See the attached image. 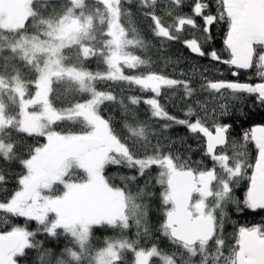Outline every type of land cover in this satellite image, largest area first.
<instances>
[{"label":"trees","instance_id":"16d2710c","mask_svg":"<svg viewBox=\"0 0 264 264\" xmlns=\"http://www.w3.org/2000/svg\"><path fill=\"white\" fill-rule=\"evenodd\" d=\"M117 1V9L122 13L121 24L133 41L128 47L131 60L119 65L121 76L94 77L89 86L101 95L97 115L104 134L118 142L104 145L114 158L103 170L104 180L110 187L127 194L136 209L130 208V218L124 227L92 226L87 243L81 246L61 225L50 226L62 222L59 215L49 212L46 219L40 220L9 206L22 189L26 163L47 140L46 133L9 126L0 133L2 142L10 145L0 147V235L17 232L26 242L12 253L16 264H95V252L118 241L135 249L152 248L170 258V264H235L240 231L257 229L264 235V205L253 210L247 203L261 150L252 139L251 131L254 127L264 129V105L257 103L254 94L222 86L220 82L236 88L244 83L263 84L264 78L257 71L264 72V43L253 41L245 62L249 67L237 68L231 63L232 50L224 44L230 18L223 0ZM31 8V16L15 34L0 37V74L7 78L15 74L23 77L30 95L34 91L31 80L36 72L35 64L27 65V59L19 53L12 54L9 46L3 48V43L24 38L51 41L47 33L43 34L45 38L41 34L48 30L46 24L50 20L65 13L77 14L83 21L91 19L90 36L88 33L78 43L92 49L89 56H80L75 47L63 49V64L96 76L109 71L105 57L111 47L107 44L111 30L105 27L106 19L110 18L108 8H103L101 15V5L91 0H83L73 7L71 0H35ZM193 39L203 50L217 51L221 61L192 54L185 45ZM18 54L25 61L18 59ZM224 59L229 63H224ZM233 72L239 74L234 76ZM148 77L155 79L153 86L141 84ZM214 82L216 89L211 87ZM90 88L76 83L69 85L63 78L53 79L51 105L60 112L70 109L92 97ZM190 108L195 112L191 119L200 118L196 134L189 133L179 123L189 119L185 113ZM225 124L231 125L225 131L226 144L208 155L204 133L215 127L223 128ZM90 128L80 116L62 117L51 124L50 131L85 133ZM164 162L196 173L192 200L197 198L200 178L206 179L203 212L215 219L216 228L209 241L194 245L192 256L190 248L172 240L164 227L165 213L171 209L161 180ZM63 178L82 182L86 180V173L74 165ZM63 189L56 182L50 194L59 195ZM132 248L124 247L113 264H135ZM148 264L160 262L152 257Z\"/></svg>","mask_w":264,"mask_h":264},{"label":"rangeland","instance_id":"374dc122","mask_svg":"<svg viewBox=\"0 0 264 264\" xmlns=\"http://www.w3.org/2000/svg\"><path fill=\"white\" fill-rule=\"evenodd\" d=\"M35 0H0V37L6 38L8 33L15 34L19 27L31 16V5ZM72 7L82 4L83 0H71ZM92 2L101 5L100 13L102 15L103 8H108V15L110 18L106 19L105 27L111 30V36L107 44L111 47L107 50L106 60L109 64V71L107 73L93 75L87 71L75 67L65 66L63 64L62 52L63 49H71L75 47L80 56H89L91 46L82 45L78 43L79 40L88 36L92 22L90 18H82L73 13L64 14L60 17L50 20L46 27L47 31L42 32L41 37L47 33V38L51 41H42V39H19L14 42L3 43L9 46L12 54L19 53L29 64H35V74L31 80V85L34 91L29 95L27 90L26 80L20 78L18 75L7 76L0 74V133L1 130L9 126H18L27 131L34 133H46L47 140L44 146H38L29 162L26 163L27 171L26 177L23 180L22 189L16 194L15 198L9 203V206H15L17 210L27 215L34 216L40 220L47 218L49 212H53L62 218V222L52 223V228L61 225L65 232L73 237L81 246H84L88 241L89 232L94 225L120 226L127 225L130 218V208L136 209L135 203L131 198L120 191L119 189L110 187L106 184L103 177V170L105 166L114 161L113 155L104 146L98 149L87 148L85 153L75 159L67 160L63 166L55 172L50 179L44 181L40 187L33 194L30 202L20 203L18 197L24 190L27 181L35 174L41 171L42 161L48 151L54 145L67 142L70 139L79 136H97L101 137L105 143L118 142L104 134V126L97 115L98 103L101 95L90 88V81L94 77H116L121 76L119 65L127 63L131 60V55L128 54L129 45L133 41L128 38V30L124 28L120 21L122 14L118 9L117 0H91ZM153 1V0H149ZM223 4L224 0H223ZM227 10V9H226ZM102 20V19H101ZM105 30V33L108 32ZM235 27H229V42L234 47V33ZM6 33V35H4ZM91 33H89L90 36ZM45 38V37H44ZM252 43V42H251ZM80 44V46H78ZM106 44V45H107ZM1 45V44H0ZM2 47L0 46V49ZM8 48V47H7ZM251 50V48H250ZM233 60L238 64L245 62L239 61L236 55ZM18 59L24 60L22 57ZM25 61V60H24ZM63 78L66 82L76 83L77 85H84L90 88L92 94L88 100L76 104L70 109L60 112L54 108L50 102V93L52 89L53 79ZM143 85L153 86L155 79L152 77L144 78L140 81ZM80 116L85 123L90 125V129L85 133H65L57 134L50 131L51 124L62 117L75 118ZM258 136V137H257ZM251 137L261 148H264V129L263 127H254L251 131ZM263 138V139H260ZM7 145L2 142L0 138V147ZM120 146V145H119ZM55 147V146H54ZM260 150V151H261ZM82 168L86 173V180L82 182L65 180L64 174L72 166ZM162 172V182L165 184V179L173 169L169 162H164ZM204 177L200 178L197 198L193 200L190 208L193 214L197 215L203 213L204 206L202 197L207 193V189L203 188ZM59 182L64 189L59 195L52 196L50 190L54 183ZM252 186V184H251ZM247 193L248 205L259 203L254 193V188L251 187ZM167 198V189L164 191ZM169 201V200H168ZM255 232V231H254ZM256 233V232H255ZM26 242L21 241L18 250ZM84 244V245H83ZM199 244V243H198ZM124 247L132 248V245L126 242L118 241L111 242L103 249L95 252V264H113L121 256V251ZM190 256L195 250L194 246L189 247ZM132 249H135L134 247ZM154 257L160 264H170L171 259L165 255L160 254L154 249L140 250L135 249V264H148L151 258ZM12 264H16L12 258Z\"/></svg>","mask_w":264,"mask_h":264},{"label":"water","instance_id":"95a60500","mask_svg":"<svg viewBox=\"0 0 264 264\" xmlns=\"http://www.w3.org/2000/svg\"><path fill=\"white\" fill-rule=\"evenodd\" d=\"M227 6L237 25L234 34L241 41V46L237 45L236 39L234 42L237 58L247 62L251 41L264 43V0H227ZM225 144L226 134L221 127L204 133V147L208 155H213L217 148ZM104 145L105 141L101 137L79 135L51 148L42 161L41 171L27 181L18 202H30L40 185L50 179L67 160L80 157L86 148L98 149ZM259 165L264 169V152ZM196 177L193 170L173 168L165 179L171 209L165 213L164 227L172 240L188 247L209 241L215 232L213 217L203 213L194 215L189 208ZM256 185L258 194L264 196V172L257 175ZM21 241L17 232L0 235V264H12L11 254L19 249ZM260 249L264 252V246Z\"/></svg>","mask_w":264,"mask_h":264},{"label":"snow or ice","instance_id":"6c2138e0","mask_svg":"<svg viewBox=\"0 0 264 264\" xmlns=\"http://www.w3.org/2000/svg\"><path fill=\"white\" fill-rule=\"evenodd\" d=\"M204 7L206 8L207 6L205 5ZM197 15H199V13H197ZM221 19H223V17H221ZM189 23H191V21H189ZM209 32H210V27L207 28V33H209ZM224 44H225L227 49H231L232 50L231 54L235 55L234 47H233L232 44H230L229 38L225 39ZM185 46L190 50V52L192 54H196V55H198L200 57L207 56L209 59H211L213 61H217V62L221 61V59H222L221 55L215 50H211L210 52L203 50V47L201 45H199L197 43V40H195V39H193L191 42L187 41ZM223 62L226 63V64L229 63V61L225 60V59L223 60ZM231 63L233 65H235L237 68H239V67H244V68L249 67V65L247 63L238 64L235 60H232ZM238 74H239L238 72H233L234 76H237ZM257 75L260 78H264V72H261L259 69L257 71ZM220 83H221L222 86L234 87V90L243 91V92H245L246 94H249V95H253L254 94L256 96L257 103H259L260 105H264V85L249 86L247 83H244V84H240L238 86V88H236L235 86L226 84L225 82H220ZM211 87H212V89H216L217 88V83H215V82L212 83ZM220 107H221V109H223L224 105H220ZM185 115L187 117H189V119L188 120L179 121L180 125L186 127V129L188 130L189 133L196 134L199 131L200 118L196 117L194 120L191 119L192 117H195V112L191 108L185 113ZM230 127H231L230 124H225V125H223L222 130L226 131ZM217 131H220V129H218ZM253 210H255V206L253 207Z\"/></svg>","mask_w":264,"mask_h":264},{"label":"flooded vegetation","instance_id":"af4514ba","mask_svg":"<svg viewBox=\"0 0 264 264\" xmlns=\"http://www.w3.org/2000/svg\"><path fill=\"white\" fill-rule=\"evenodd\" d=\"M224 3L226 6V9H227V12H228V16L230 18V23H229L228 27H237V25L235 24V19L229 13V8L227 6V0H224ZM234 38L236 39V42H238L237 45H240L241 41L238 39V37L236 35H234ZM252 131H253V129H252ZM260 139H263V138H260ZM257 141H258V138H257ZM263 152H264V148H262V150L260 151V155H259V158L257 160L256 166H255V169L253 172V177L251 180V183H252L251 187H253V188H254V185L256 182L257 175L262 170H264V169H262V166L259 165V162H260V159H261ZM192 203H193V200L191 201L190 205H192ZM262 205H264V204H262ZM248 206L250 208H253L255 206V208H256V207L261 206V205H254V206L248 205ZM189 208H190V206H189ZM214 222H215V219H214ZM215 228H216V224H215ZM199 243H202V242H199ZM263 246H264V235L262 233H260L257 229H242L240 231V246H239V251L237 253V258H236L235 264H264V254H263L264 252L262 251V249H260V247H263Z\"/></svg>","mask_w":264,"mask_h":264},{"label":"crops","instance_id":"0c3cea01","mask_svg":"<svg viewBox=\"0 0 264 264\" xmlns=\"http://www.w3.org/2000/svg\"><path fill=\"white\" fill-rule=\"evenodd\" d=\"M262 172H264V170H262ZM254 193H255V195L257 196L256 198L259 200V201H261V202H259V203H254L253 204V206L254 205H262V204H264V196H261V195H259L258 194V186L256 185V182H255V185H254Z\"/></svg>","mask_w":264,"mask_h":264},{"label":"bare ground","instance_id":"6f19581e","mask_svg":"<svg viewBox=\"0 0 264 264\" xmlns=\"http://www.w3.org/2000/svg\"><path fill=\"white\" fill-rule=\"evenodd\" d=\"M262 85V84H261Z\"/></svg>","mask_w":264,"mask_h":264}]
</instances>
